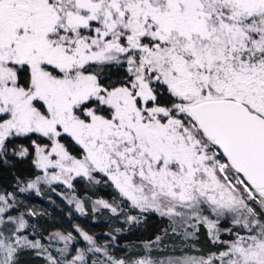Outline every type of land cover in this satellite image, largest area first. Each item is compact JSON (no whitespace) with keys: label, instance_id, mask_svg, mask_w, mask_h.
Returning <instances> with one entry per match:
<instances>
[{"label":"snow or ice","instance_id":"obj_1","mask_svg":"<svg viewBox=\"0 0 264 264\" xmlns=\"http://www.w3.org/2000/svg\"><path fill=\"white\" fill-rule=\"evenodd\" d=\"M10 157L42 171L17 178L21 193L100 176L131 209L167 217L174 236L203 226L223 250L157 261V236L120 259L77 229L88 247L75 255L71 232L50 234L64 242L57 258L20 234L29 224L8 214L6 193L0 264L23 250L47 264L89 253L103 256L91 264H264V0H0V162Z\"/></svg>","mask_w":264,"mask_h":264},{"label":"trees","instance_id":"obj_2","mask_svg":"<svg viewBox=\"0 0 264 264\" xmlns=\"http://www.w3.org/2000/svg\"><path fill=\"white\" fill-rule=\"evenodd\" d=\"M21 142L27 143L22 138L17 140V143ZM37 175H40V171L32 166L31 157L26 159L10 157L7 164L0 162V193H15L16 206L15 209H10L8 214L16 216L24 213L29 224V227L21 230L20 234L28 236L30 240L39 239L57 258L60 256L56 250L63 248L64 245L52 243L50 234L60 232L67 235L71 232L77 239L69 244V250L71 255H75L76 249L88 247L77 229L91 235L98 247L106 248L109 255L120 259H133L145 255V242L155 241L157 236L161 237L162 242L154 244L150 250L152 257L157 261L169 256L182 255L185 247L189 255L205 258L209 253L223 250L220 242L214 243L208 237L203 226H198L197 236L187 241L182 240L180 236H174L167 217L155 213L141 215L139 210L131 209L126 201L122 202L123 199L114 187L105 184L100 176L97 177L101 180L99 184L75 178L71 189L59 183H41L38 185L39 191L28 189L21 193L19 188L26 187V183L18 186L17 178L26 181L35 179ZM77 200L83 204V212L77 210ZM97 200L107 201L117 208V212L113 213L111 209L96 204ZM128 216H139L140 222L127 223ZM220 226L235 229L227 220H222ZM3 228L5 226L0 225V229ZM179 231L183 233L184 230ZM232 238L230 233L220 232V241ZM67 258L70 259L71 256ZM102 258V253H89L86 261L87 264H91L92 260ZM19 264H47V261L45 255L37 256L35 250H23L19 254Z\"/></svg>","mask_w":264,"mask_h":264},{"label":"rangeland","instance_id":"obj_3","mask_svg":"<svg viewBox=\"0 0 264 264\" xmlns=\"http://www.w3.org/2000/svg\"><path fill=\"white\" fill-rule=\"evenodd\" d=\"M39 170V169H38ZM40 171V175H42V171L41 170H39ZM42 183H46V182H42ZM53 183H58V182H53ZM48 184V183H47ZM59 184H62V185H64V186H67V185H65V184H63V183H59ZM1 194V193H0ZM122 198V197H121ZM123 199V198H122ZM182 230H184L183 228H181ZM188 230V229H187ZM62 234V233H61ZM65 235V234H64ZM50 240L52 241V243H55V244H61V245H64V242L63 241H60V240H58V239H55V238H53L52 236L50 237Z\"/></svg>","mask_w":264,"mask_h":264}]
</instances>
